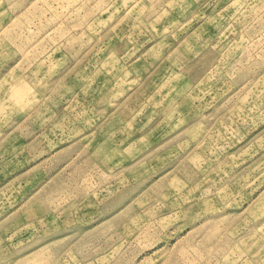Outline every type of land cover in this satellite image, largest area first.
<instances>
[{
  "label": "rangeland",
  "instance_id": "rangeland-1",
  "mask_svg": "<svg viewBox=\"0 0 264 264\" xmlns=\"http://www.w3.org/2000/svg\"><path fill=\"white\" fill-rule=\"evenodd\" d=\"M0 264H264V0H0Z\"/></svg>",
  "mask_w": 264,
  "mask_h": 264
}]
</instances>
